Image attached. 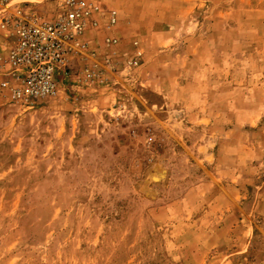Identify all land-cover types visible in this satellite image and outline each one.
Segmentation results:
<instances>
[{
	"label": "rangeland",
	"instance_id": "374dc122",
	"mask_svg": "<svg viewBox=\"0 0 264 264\" xmlns=\"http://www.w3.org/2000/svg\"><path fill=\"white\" fill-rule=\"evenodd\" d=\"M87 1L57 93L0 89V264H264V0Z\"/></svg>",
	"mask_w": 264,
	"mask_h": 264
},
{
	"label": "built area",
	"instance_id": "2783aa9c",
	"mask_svg": "<svg viewBox=\"0 0 264 264\" xmlns=\"http://www.w3.org/2000/svg\"><path fill=\"white\" fill-rule=\"evenodd\" d=\"M29 3L0 0V28L9 38L0 89L18 103L54 96L69 63L87 55L83 35L96 26L97 7L87 0H61L50 16L36 13Z\"/></svg>",
	"mask_w": 264,
	"mask_h": 264
}]
</instances>
